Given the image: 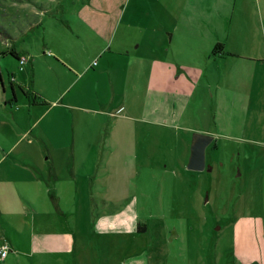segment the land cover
Returning <instances> with one entry per match:
<instances>
[{
    "label": "crops",
    "instance_id": "0c3cea01",
    "mask_svg": "<svg viewBox=\"0 0 264 264\" xmlns=\"http://www.w3.org/2000/svg\"><path fill=\"white\" fill-rule=\"evenodd\" d=\"M81 9L84 57L52 62L53 97L27 102L32 124L0 145V264H136L147 229L137 230L135 202L99 195L119 145L136 159L139 122L264 146V0H83ZM252 240L235 234L247 243L236 245L238 262L254 264Z\"/></svg>",
    "mask_w": 264,
    "mask_h": 264
},
{
    "label": "rangeland",
    "instance_id": "374dc122",
    "mask_svg": "<svg viewBox=\"0 0 264 264\" xmlns=\"http://www.w3.org/2000/svg\"><path fill=\"white\" fill-rule=\"evenodd\" d=\"M81 1L0 0L1 146L5 138L18 136L19 125L30 126L36 116L27 113V99L19 87L30 89L43 100L51 99L60 80L52 62L84 57L78 17ZM9 48L19 52L27 60L25 64L21 66L10 54H1ZM65 77L69 80L70 76ZM12 93L16 102L9 104ZM96 119L100 122L98 117L93 121ZM138 126L137 156L132 162L126 160L125 145H119V140H126L125 134L115 137L118 149L115 143L100 146L109 152L116 148L122 159L115 161L114 167L108 162L112 173L105 179L107 195L99 196L115 201L127 195L147 229L139 239L138 249L144 251L135 263L247 264L249 255H243L239 262L235 259L236 245L246 249L247 243H234L235 234L242 233L253 236V263L264 264V146L216 138L205 149V165L211 170L191 171L186 164L195 131L153 132L141 122ZM34 138L27 133L26 139ZM95 180L98 178L92 176L91 183ZM99 209L90 212L92 224ZM241 216L253 218L254 224L235 226Z\"/></svg>",
    "mask_w": 264,
    "mask_h": 264
},
{
    "label": "water",
    "instance_id": "95a60500",
    "mask_svg": "<svg viewBox=\"0 0 264 264\" xmlns=\"http://www.w3.org/2000/svg\"><path fill=\"white\" fill-rule=\"evenodd\" d=\"M212 141L213 136L209 134L199 132L193 133L189 157L186 164L188 170L203 171L205 168L207 171L211 170L210 166L205 165V149L212 143ZM172 236L170 239H172Z\"/></svg>",
    "mask_w": 264,
    "mask_h": 264
},
{
    "label": "trees",
    "instance_id": "16d2710c",
    "mask_svg": "<svg viewBox=\"0 0 264 264\" xmlns=\"http://www.w3.org/2000/svg\"><path fill=\"white\" fill-rule=\"evenodd\" d=\"M221 52V48L219 46V44H217L213 50H212V54H217ZM1 54H10L12 55L15 59H17V61H19L21 55L19 52H17L14 48H9L7 51L1 52ZM14 80L11 79L10 80V87L11 90L13 92V85H14ZM20 91L22 92V94L25 96V98L27 99V102L29 105H46V101L43 100L38 94L30 91V89H24L22 87H19ZM9 104L11 103H15L16 102V98H15V94L12 93V97L7 101ZM137 230L138 232H144L146 230V226L145 224H138L137 226Z\"/></svg>",
    "mask_w": 264,
    "mask_h": 264
},
{
    "label": "clouds",
    "instance_id": "9594fccd",
    "mask_svg": "<svg viewBox=\"0 0 264 264\" xmlns=\"http://www.w3.org/2000/svg\"><path fill=\"white\" fill-rule=\"evenodd\" d=\"M137 217L135 214H133L132 216H130L128 218L127 223L124 225L123 230L127 231V232H131L134 230L135 228V221H136Z\"/></svg>",
    "mask_w": 264,
    "mask_h": 264
},
{
    "label": "built area",
    "instance_id": "2783aa9c",
    "mask_svg": "<svg viewBox=\"0 0 264 264\" xmlns=\"http://www.w3.org/2000/svg\"><path fill=\"white\" fill-rule=\"evenodd\" d=\"M27 60L24 59V57H20L19 59V64L22 66L23 64H25ZM8 252V246L7 245H3L1 248H0V258L4 257L6 255V253Z\"/></svg>",
    "mask_w": 264,
    "mask_h": 264
}]
</instances>
